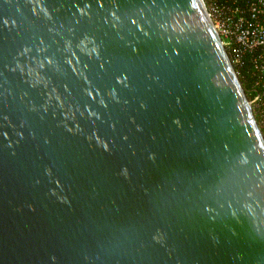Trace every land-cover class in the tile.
<instances>
[{
	"label": "water",
	"instance_id": "1",
	"mask_svg": "<svg viewBox=\"0 0 264 264\" xmlns=\"http://www.w3.org/2000/svg\"><path fill=\"white\" fill-rule=\"evenodd\" d=\"M0 264H264V135L204 0H0Z\"/></svg>",
	"mask_w": 264,
	"mask_h": 264
},
{
	"label": "built area",
	"instance_id": "2",
	"mask_svg": "<svg viewBox=\"0 0 264 264\" xmlns=\"http://www.w3.org/2000/svg\"><path fill=\"white\" fill-rule=\"evenodd\" d=\"M264 135V0H204Z\"/></svg>",
	"mask_w": 264,
	"mask_h": 264
},
{
	"label": "trees",
	"instance_id": "3",
	"mask_svg": "<svg viewBox=\"0 0 264 264\" xmlns=\"http://www.w3.org/2000/svg\"><path fill=\"white\" fill-rule=\"evenodd\" d=\"M244 86L246 88V91H247V94L249 97H252L253 96V93L251 92L250 88L247 86V84L244 83Z\"/></svg>",
	"mask_w": 264,
	"mask_h": 264
}]
</instances>
